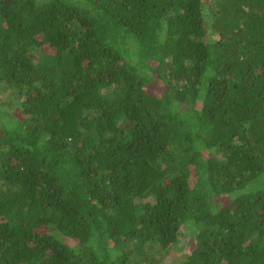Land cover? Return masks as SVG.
<instances>
[{
	"label": "trees",
	"instance_id": "1",
	"mask_svg": "<svg viewBox=\"0 0 264 264\" xmlns=\"http://www.w3.org/2000/svg\"><path fill=\"white\" fill-rule=\"evenodd\" d=\"M0 264H264V0H0Z\"/></svg>",
	"mask_w": 264,
	"mask_h": 264
},
{
	"label": "rangeland",
	"instance_id": "2",
	"mask_svg": "<svg viewBox=\"0 0 264 264\" xmlns=\"http://www.w3.org/2000/svg\"><path fill=\"white\" fill-rule=\"evenodd\" d=\"M18 109H13V111H17ZM183 242L186 243V245L182 248V249H174L172 250L169 255L167 256L166 260H172L173 258H175V256H179L181 252H189L193 247V242L191 241V239L189 238V236L187 235H183L182 240ZM170 262V261H169Z\"/></svg>",
	"mask_w": 264,
	"mask_h": 264
}]
</instances>
